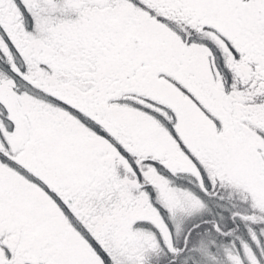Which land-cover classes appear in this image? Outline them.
Listing matches in <instances>:
<instances>
[{"label":"snow or ice","instance_id":"snow-or-ice-1","mask_svg":"<svg viewBox=\"0 0 264 264\" xmlns=\"http://www.w3.org/2000/svg\"><path fill=\"white\" fill-rule=\"evenodd\" d=\"M0 264H264V0H0Z\"/></svg>","mask_w":264,"mask_h":264}]
</instances>
